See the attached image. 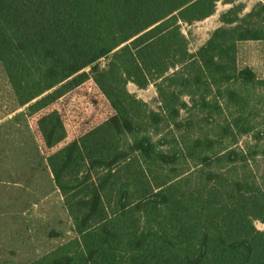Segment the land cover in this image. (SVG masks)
I'll list each match as a JSON object with an SVG mask.
<instances>
[{
	"label": "trees",
	"instance_id": "1",
	"mask_svg": "<svg viewBox=\"0 0 264 264\" xmlns=\"http://www.w3.org/2000/svg\"><path fill=\"white\" fill-rule=\"evenodd\" d=\"M218 2L223 24L191 52L182 25ZM243 9L0 0V63L74 232L25 264H264V78L237 58L264 40V0Z\"/></svg>",
	"mask_w": 264,
	"mask_h": 264
},
{
	"label": "rangeland",
	"instance_id": "2",
	"mask_svg": "<svg viewBox=\"0 0 264 264\" xmlns=\"http://www.w3.org/2000/svg\"><path fill=\"white\" fill-rule=\"evenodd\" d=\"M259 1L239 0L244 5L241 14L249 12ZM230 6L218 2L209 17L182 25L191 52L223 24L220 15ZM237 52L240 66H249L264 78V40L239 42ZM105 62L101 59V66ZM127 89L152 107L157 105L153 84L139 88L128 82ZM26 108L27 104H18L0 63V264H25L74 235L62 198L41 158ZM249 139L242 137L239 143L244 146ZM252 167L258 178L264 176V157L259 156ZM255 225L264 230L263 223L255 221Z\"/></svg>",
	"mask_w": 264,
	"mask_h": 264
}]
</instances>
